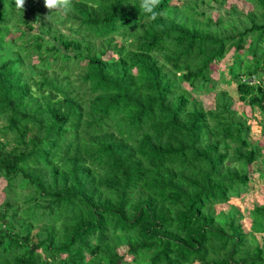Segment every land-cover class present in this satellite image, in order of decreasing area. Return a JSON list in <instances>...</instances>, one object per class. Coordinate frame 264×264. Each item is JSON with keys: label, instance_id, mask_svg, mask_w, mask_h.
Wrapping results in <instances>:
<instances>
[{"label": "trees", "instance_id": "obj_1", "mask_svg": "<svg viewBox=\"0 0 264 264\" xmlns=\"http://www.w3.org/2000/svg\"><path fill=\"white\" fill-rule=\"evenodd\" d=\"M235 1L0 0V264H264V201H231L264 181V0Z\"/></svg>", "mask_w": 264, "mask_h": 264}, {"label": "rangeland", "instance_id": "obj_2", "mask_svg": "<svg viewBox=\"0 0 264 264\" xmlns=\"http://www.w3.org/2000/svg\"><path fill=\"white\" fill-rule=\"evenodd\" d=\"M228 2L230 3V2H232V0H226L224 7L227 6ZM235 4L237 5V8L240 9L241 11H245V9H248L250 7V5L245 3L243 0H236ZM211 5H213V4L211 3ZM202 6L205 7L204 5H202ZM210 11H211V15L213 17H215L217 14L215 9H211ZM107 54H109V53H107ZM231 54H232L231 50L225 54V56L222 58V60L216 64V68L212 71L211 76H213L214 78H217L220 71L225 72V64L230 61ZM224 75H225V73H224ZM262 78H263V76H262ZM216 88L226 89L229 92V94L232 95L233 99L234 100L236 99V94L234 91L235 90L234 84H230V85L226 86L223 83H218ZM200 97L202 98L203 105L206 108L210 107L212 105V97H213L212 92L202 94ZM234 107L237 108L238 112H241V111H243V109L247 108L244 106L242 107L238 101H235ZM246 115L248 116V113H246ZM254 115H257V114L255 113ZM248 117H250V116H248ZM256 121H257V119H255V121L250 120L252 137L260 135V137L262 138V140L264 142V133L259 134V126L257 127ZM263 151H264V149H263ZM251 167L252 168L255 167L256 169H261V166L259 165V163H253L251 165ZM250 176L252 177V180H250L248 182V190L246 192L240 194L236 198H231L232 203L236 204V206L240 210H242V212H243L244 218H242V223L246 229H248L249 221H250L248 218L247 209L255 203H262L264 201V181L257 178L256 173L252 174ZM3 184L4 183L0 180V201L2 200L1 189H2ZM225 206L226 205H217V206H215V208L218 209V208L225 207Z\"/></svg>", "mask_w": 264, "mask_h": 264}, {"label": "clouds", "instance_id": "obj_3", "mask_svg": "<svg viewBox=\"0 0 264 264\" xmlns=\"http://www.w3.org/2000/svg\"><path fill=\"white\" fill-rule=\"evenodd\" d=\"M160 0H140V7L146 13L151 14V18L155 19L159 14L155 11L156 6L159 4ZM25 0H15V6L17 9L24 8ZM72 0H44V7L50 12L52 10L62 11L67 13L70 10Z\"/></svg>", "mask_w": 264, "mask_h": 264}]
</instances>
